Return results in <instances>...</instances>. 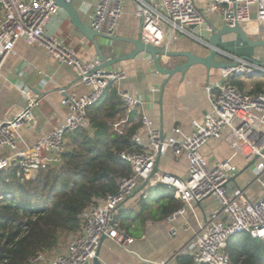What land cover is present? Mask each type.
Here are the masks:
<instances>
[{
	"label": "built area",
	"instance_id": "obj_1",
	"mask_svg": "<svg viewBox=\"0 0 264 264\" xmlns=\"http://www.w3.org/2000/svg\"><path fill=\"white\" fill-rule=\"evenodd\" d=\"M131 1L137 3L142 41L166 51L172 50L176 41L186 34L208 44L212 25L217 29L239 25L249 36L254 28L264 27V0H208L204 6H199L197 0H96L78 9L87 15L91 28L114 36L124 6ZM0 5V75L17 42L24 40L45 47L53 58L72 66L77 80L90 88L83 95L61 90L62 104L68 108L66 119L30 146L24 143L20 126L38 102L21 87L28 99L25 110L11 119L0 120V150L7 151L0 155V170L15 169L17 179L24 183L27 176L35 177L41 170L62 164L66 134L90 128L88 109L103 97L111 83L119 84L125 72L115 65L98 68L99 60L83 62L72 48L47 34L48 24L61 9L55 0H0ZM235 61V67L221 69V77L206 87L211 110L201 122L193 124L190 135H167L146 117L142 118L143 130L132 136L134 149L120 152L121 158L130 163L132 173L120 180L116 193L81 213L80 233L64 248L39 252L30 259L31 264H92L103 236L128 250L127 245L134 238L127 233L118 216L125 201L137 194L145 181L143 191L139 192L144 198L147 188L166 186L182 202V206L168 217L169 222L185 216L193 220V224L189 220L185 222V226L194 231L193 237L175 255L176 258H189L188 264H233L228 253L230 239L242 234L264 238V134L257 128L259 114L264 115V92L248 96L230 83L233 77H264V65L237 57ZM120 95L128 112L145 105L142 96L128 91ZM119 125L114 124L115 127ZM225 130L229 131L227 140L233 157L246 154L247 159L254 162L251 166L256 181L262 185L260 196L250 198L243 189L229 190L231 178L238 173L232 158L210 165L204 157L202 148L209 140L221 137ZM170 151L176 158L186 156L189 164L186 176L155 171L157 162ZM199 205L207 208L202 217L197 213Z\"/></svg>",
	"mask_w": 264,
	"mask_h": 264
},
{
	"label": "crops",
	"instance_id": "obj_2",
	"mask_svg": "<svg viewBox=\"0 0 264 264\" xmlns=\"http://www.w3.org/2000/svg\"><path fill=\"white\" fill-rule=\"evenodd\" d=\"M208 0H197L199 6H204ZM95 3L96 0H74L81 19L88 23V17L82 10L84 3ZM137 3L128 2L124 6V13L116 30V36L137 38L141 33V22L136 15ZM215 18V17H214ZM220 26L218 20H214ZM47 34L56 38L65 46L72 48L77 57L83 62L99 60L95 47L91 41L78 33L70 20L69 14L60 9L46 29ZM234 34L225 37L221 48L228 52L219 55L217 60L233 62L236 57L241 58L240 52H246L244 43ZM102 47H111L109 56H119L132 52L135 46L126 41H110L99 38ZM171 51H191L194 54L205 56L210 48L191 35H184L176 41ZM251 56V55H250ZM253 56L264 60V50L256 48ZM164 64L175 66L184 62V58H177L174 62L168 57L163 58ZM116 69L125 72V78L117 84L119 93L128 91L134 96H142L145 105L138 109L141 118L146 117L154 127L161 129L167 135L186 137L191 134L193 124L201 122L206 112L211 110L206 87L221 77V69L213 68L211 71L202 65L190 68L185 75L177 73L169 78L163 93L162 83L165 76L155 73V66L149 56L142 54L135 59H129L116 64ZM21 87L31 93L38 103L29 111V117L22 120L20 133L24 143L33 146L40 136L48 134L61 126L68 108L62 104L63 93L75 92L83 95L90 88L77 80L74 68L53 58L48 50L39 45H32L19 40L14 52L8 56L0 75V120L11 119L21 114L28 99L22 94ZM153 89H157L154 90ZM260 121L257 128L264 134V115L259 114ZM120 123H123L120 122ZM143 130V127L140 129ZM229 131L219 138H213L202 148L204 157L210 165L232 158L238 169L235 180L229 185V190L243 189L248 197L253 198L262 194V185L256 181L254 168L249 164L246 154L233 157V150L227 140ZM24 143L20 146L22 147ZM0 150V155L6 153ZM188 160L186 156L176 158L170 151L158 163V170L184 177L188 173ZM264 182V173L262 175ZM163 193H156L155 199L172 192L166 186H161ZM160 188V189H161ZM159 190L158 188H154ZM146 194V192H145ZM143 194L137 193L128 198L122 206L123 221L129 228L134 241L123 249L113 241L106 239L101 246L100 260L102 264H162L169 261L188 264L185 257L176 258L175 255L193 237L194 231L185 226L186 221L193 224L190 216L180 217L169 222L168 217H154L153 219L138 218L142 209ZM175 197V196H174ZM152 200V201H154ZM154 206L152 209H156ZM207 208L199 205L197 213L203 216ZM150 213V210H148ZM151 214V213H150ZM159 216V213H157Z\"/></svg>",
	"mask_w": 264,
	"mask_h": 264
},
{
	"label": "trees",
	"instance_id": "obj_3",
	"mask_svg": "<svg viewBox=\"0 0 264 264\" xmlns=\"http://www.w3.org/2000/svg\"><path fill=\"white\" fill-rule=\"evenodd\" d=\"M1 15L0 5V19ZM252 78L255 82L247 93L240 77L231 78L230 83L248 96L264 92V77ZM87 117L90 128L66 134L61 165L27 176L24 183L17 179L15 169L0 170V264H31L30 259L39 252L60 247L63 238L69 242L80 233L81 213L116 193L120 180L132 173L120 152L134 149L132 136L142 128L138 109L128 112L117 86L111 83L88 109ZM116 123L122 126L121 133L115 129ZM154 206L157 208L152 209ZM181 206L173 191L152 203L143 197L137 217L163 219ZM118 217L131 235L123 211ZM228 253L233 264H264V238L248 234L232 238Z\"/></svg>",
	"mask_w": 264,
	"mask_h": 264
},
{
	"label": "water",
	"instance_id": "obj_4",
	"mask_svg": "<svg viewBox=\"0 0 264 264\" xmlns=\"http://www.w3.org/2000/svg\"><path fill=\"white\" fill-rule=\"evenodd\" d=\"M56 3L59 5L61 9H64L70 16L71 23L76 28L78 33L83 35L86 39L91 41L95 47L96 54L98 56V59L100 61V66L98 68H104V67H110L114 66L116 64L121 63L122 61L129 60V59H135L138 56L145 54L146 56H149L152 60L156 71L165 76V80L162 83V90L161 93H163V90L169 80L172 76H174L177 73H181L183 76L185 73L192 67L196 65H202L204 66L207 71H211L213 68L217 69H223L228 67H235L237 65L236 61L228 62V61H219L217 60V57L219 55H225L228 54L225 50L221 48L222 43L226 36L234 34L238 37V39L246 44L248 47L256 49V48H262L264 50V39H252L247 32L240 27L239 25H236L234 27H230L227 25L222 26L220 29H217L214 25H212V31L210 33L208 47L210 48L209 54L205 56H200L197 54H194L191 51H166L162 48H157L149 44H145L141 37L137 38H126V37H119V36H109L106 34H103L101 32H98L91 28L86 22H84L80 14L74 5L73 2H65L64 0H55ZM194 28V26H192ZM99 38L107 39L110 41H126L132 43L135 48L132 52L122 54L119 56L111 57L109 56V51H111V47H105L103 48L101 43L99 42ZM205 44V43H203ZM168 57L173 62L177 58H184V62H180L175 66L172 65H166L164 64L163 58ZM242 60L253 62L257 65H264V61L258 60L255 56L250 55H242ZM158 163L156 164L155 171H158ZM254 162H251L249 165L251 166ZM235 180V177L231 178V182ZM147 181H145L136 191V193H139L143 191ZM107 239L106 236H103L101 239V243L99 245L97 255L92 261V264H102L100 260V252H101V246L102 243Z\"/></svg>",
	"mask_w": 264,
	"mask_h": 264
},
{
	"label": "rangeland",
	"instance_id": "obj_5",
	"mask_svg": "<svg viewBox=\"0 0 264 264\" xmlns=\"http://www.w3.org/2000/svg\"><path fill=\"white\" fill-rule=\"evenodd\" d=\"M250 37L252 39H255V40L264 39V27L260 26V27L254 28L252 30V32H251ZM243 49H246L247 51L246 52H240L241 55H251V56H253V54L255 52V49L248 47L246 44H245V47ZM240 80L245 84V88L243 90L245 93H247L251 88H253V83L255 82V79H253L252 77L250 78V77H247V76H243L242 78L240 77ZM121 127L119 125V127H115V129H118L119 131L120 130L122 131ZM65 146H66V144H65ZM163 190H164L163 188H161L159 190H156V189H153V188H147L146 189V197L144 198V201H146V203L147 202L152 203V200H154L156 193L162 194ZM140 198L143 201L142 196ZM132 235H136V233H133ZM64 239L65 238L62 239V241L60 242V245H59L60 247L56 248L55 251L59 250L60 248H64L68 244V238H66L65 240Z\"/></svg>",
	"mask_w": 264,
	"mask_h": 264
}]
</instances>
